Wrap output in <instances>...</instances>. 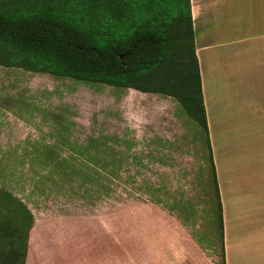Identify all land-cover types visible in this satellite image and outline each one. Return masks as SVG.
<instances>
[{
    "label": "rangeland",
    "instance_id": "1",
    "mask_svg": "<svg viewBox=\"0 0 264 264\" xmlns=\"http://www.w3.org/2000/svg\"><path fill=\"white\" fill-rule=\"evenodd\" d=\"M235 127L212 125L218 168L222 147L228 164ZM210 155L205 130L174 98L0 65V264H24L25 247H13L6 231L19 201L35 218L30 247H62L67 237L82 247L98 236L95 217L129 198L126 188L178 218L221 264ZM82 165L106 170L116 201L79 187L68 171Z\"/></svg>",
    "mask_w": 264,
    "mask_h": 264
},
{
    "label": "crops",
    "instance_id": "2",
    "mask_svg": "<svg viewBox=\"0 0 264 264\" xmlns=\"http://www.w3.org/2000/svg\"><path fill=\"white\" fill-rule=\"evenodd\" d=\"M191 11L212 156V125H240L230 132L228 164L222 147L220 166L215 165L220 246L226 264H264V0H191ZM241 134L252 139L250 146H242ZM245 154L252 157L251 163ZM68 173L82 178L80 188L98 190L97 195L110 196V201L119 188L91 165ZM89 180L94 186H88ZM124 190L129 198L95 217L98 236L89 233L82 247L71 246L79 239L69 237L62 247H30L34 218L25 263L217 264L198 234L178 218L133 195V190Z\"/></svg>",
    "mask_w": 264,
    "mask_h": 264
},
{
    "label": "trees",
    "instance_id": "3",
    "mask_svg": "<svg viewBox=\"0 0 264 264\" xmlns=\"http://www.w3.org/2000/svg\"><path fill=\"white\" fill-rule=\"evenodd\" d=\"M0 65L177 100L207 134L223 241L191 0H0ZM12 212L25 264L34 217L21 201Z\"/></svg>",
    "mask_w": 264,
    "mask_h": 264
}]
</instances>
